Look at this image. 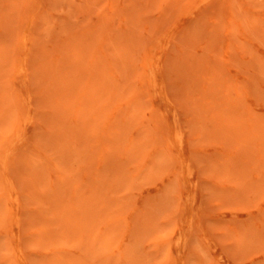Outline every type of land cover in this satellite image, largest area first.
Segmentation results:
<instances>
[{"label":"rangeland","instance_id":"374dc122","mask_svg":"<svg viewBox=\"0 0 264 264\" xmlns=\"http://www.w3.org/2000/svg\"><path fill=\"white\" fill-rule=\"evenodd\" d=\"M0 264H264V0H0Z\"/></svg>","mask_w":264,"mask_h":264},{"label":"bare ground","instance_id":"6f19581e","mask_svg":"<svg viewBox=\"0 0 264 264\" xmlns=\"http://www.w3.org/2000/svg\"><path fill=\"white\" fill-rule=\"evenodd\" d=\"M29 32V31H28ZM27 35V33L24 35V39H26L28 36H26ZM154 69V68H153ZM155 71V70H154ZM155 73V72H154ZM151 74V73H150ZM152 75V74H151ZM155 77V76H154ZM149 80V79H148ZM170 134V133H169ZM171 135V134H170ZM169 136V135H168ZM9 156V155H8ZM8 158V157H7ZM7 160L8 159H6L5 160V162H7ZM7 183H9V181H8V178H7ZM8 185V184H7ZM186 241H188L187 239H186V237H185V235H183L182 237H180L179 238V240H178V247H179V249L180 250H182V249H184V247H185V245H186V243H188V242H186ZM186 248V247H185ZM19 251H20V249H19ZM20 253V252H19ZM22 256V255H21Z\"/></svg>","mask_w":264,"mask_h":264}]
</instances>
